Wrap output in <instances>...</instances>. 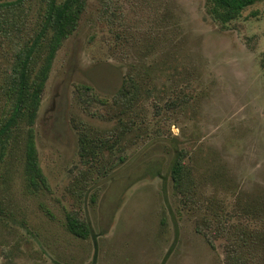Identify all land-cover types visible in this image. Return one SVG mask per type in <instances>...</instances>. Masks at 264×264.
Masks as SVG:
<instances>
[{
  "label": "rangeland",
  "instance_id": "rangeland-1",
  "mask_svg": "<svg viewBox=\"0 0 264 264\" xmlns=\"http://www.w3.org/2000/svg\"><path fill=\"white\" fill-rule=\"evenodd\" d=\"M208 8L88 0L34 123L13 129L0 163V264H228L230 246L264 264V0L226 24ZM10 10L0 16V122L14 47L37 32L44 4ZM129 79L137 94L119 116L113 105ZM29 135L47 180L37 188L26 173ZM178 153L190 169L179 189ZM69 214L90 224L89 237L69 231ZM220 225L228 237L216 236Z\"/></svg>",
  "mask_w": 264,
  "mask_h": 264
},
{
  "label": "trees",
  "instance_id": "trees-1",
  "mask_svg": "<svg viewBox=\"0 0 264 264\" xmlns=\"http://www.w3.org/2000/svg\"><path fill=\"white\" fill-rule=\"evenodd\" d=\"M41 1L44 4V11L41 15L40 27L30 41L14 47V62L8 68L7 86L3 87L11 98L12 104L8 116L0 122V163L4 160L13 129H19L18 126L23 121L29 125L34 123L55 56L65 40L77 29L88 4V0ZM257 1L209 0L208 11L215 20L226 24L240 17L245 8ZM23 2L24 0H16L0 3V16ZM6 24L7 20L0 18V28ZM136 94L134 81L132 79L125 81L117 95L116 105H113L116 106L119 116L132 108ZM101 102L110 106V103L104 100ZM131 127L130 125L129 128ZM82 150L85 153L90 150L86 142L83 143ZM189 171L183 155L178 153L171 169L172 179L178 189L183 187ZM26 173L30 185L34 188L40 185L39 182L47 181L38 160L32 135H29L26 143ZM67 227L72 234L81 238H87L91 234L90 224L76 214L67 216ZM228 228V226L220 225V228L214 229V232L216 236L228 237ZM198 229L208 236V230H212L213 225L209 219L203 218L198 222ZM242 239L243 242H248L245 235ZM257 257L258 254L254 251H250L249 256H243L238 247L237 249L233 246L228 247V264H249V260L254 261Z\"/></svg>",
  "mask_w": 264,
  "mask_h": 264
}]
</instances>
